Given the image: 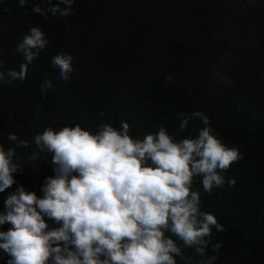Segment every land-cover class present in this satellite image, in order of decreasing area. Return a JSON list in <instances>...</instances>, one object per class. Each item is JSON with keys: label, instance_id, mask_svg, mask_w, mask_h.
I'll return each mask as SVG.
<instances>
[{"label": "trees", "instance_id": "trees-1", "mask_svg": "<svg viewBox=\"0 0 264 264\" xmlns=\"http://www.w3.org/2000/svg\"><path fill=\"white\" fill-rule=\"evenodd\" d=\"M73 7L72 16L45 20L17 0H0L4 68L23 62L15 46L29 27L39 26L49 41L24 81L0 82V144L10 146L8 132L31 142L46 125L95 130L101 122L119 127L121 120L134 136L159 125L177 138L195 136L200 120L180 132L177 113L203 111L213 134L242 154L223 186L208 193L194 181L202 210L224 227L211 237L222 247L208 254L217 255L215 264H264V0H76ZM57 53L73 57L67 81L49 62ZM168 75L174 84L165 81ZM45 78L53 87L41 94ZM29 151L17 149L26 168L13 175L40 195L44 176L53 174L50 156L42 153L34 166L25 161ZM15 187L0 193V210ZM182 250L196 264L195 251ZM6 259L0 251V264Z\"/></svg>", "mask_w": 264, "mask_h": 264}, {"label": "clouds", "instance_id": "clouds-1", "mask_svg": "<svg viewBox=\"0 0 264 264\" xmlns=\"http://www.w3.org/2000/svg\"><path fill=\"white\" fill-rule=\"evenodd\" d=\"M75 2L17 0L19 7L45 20L74 15ZM48 44L39 26L29 27L15 46L23 62L18 69L0 62V82L24 81L29 65ZM72 59L68 53L50 57L61 80L70 78ZM165 81L175 83L171 75ZM52 87L51 79H43L41 94ZM177 119L180 132L192 119L203 127L195 136L177 138L164 125L134 136L126 120L119 127L101 122L95 130L46 125L31 142L8 132L10 146L0 144V193L16 187L6 193L0 210V229L8 225L0 230L5 264H178L177 257L188 264L183 248L195 251L196 264H215L217 255L208 249L218 253L222 243L212 242V232L224 227L202 210L194 181L198 178L208 193L223 186L224 173L242 154L213 134L203 111L180 112ZM18 148L30 149L25 161L34 166L43 160L42 153L50 156L53 174L44 176L40 195L14 178L26 168Z\"/></svg>", "mask_w": 264, "mask_h": 264}]
</instances>
